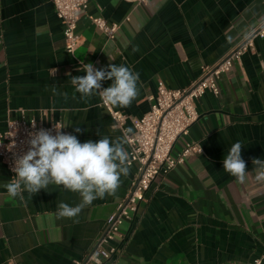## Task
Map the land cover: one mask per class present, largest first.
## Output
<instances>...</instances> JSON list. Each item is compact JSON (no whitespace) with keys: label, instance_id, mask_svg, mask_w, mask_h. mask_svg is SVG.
Instances as JSON below:
<instances>
[{"label":"crops","instance_id":"obj_1","mask_svg":"<svg viewBox=\"0 0 264 264\" xmlns=\"http://www.w3.org/2000/svg\"><path fill=\"white\" fill-rule=\"evenodd\" d=\"M98 16L120 24L114 38L96 27ZM263 21L264 0H89L79 13L80 44L72 57L50 0H0V131L25 110L27 119L59 123L81 143L121 137L99 94L84 98L71 84V76L86 75L77 70L83 64H123L140 73L131 106H113L133 128L132 120L149 111L159 81L171 89L189 86ZM53 85L60 91L53 93ZM218 86L219 95L206 92L197 100L199 120L173 148L177 155L196 142L202 153L154 180L134 222L121 228L123 244L112 243L121 253L106 264H264V182L256 181L252 165L253 158L264 160V38L255 39V52ZM237 141L248 167L243 184L222 164ZM130 169L115 195L94 200L76 218H60L57 205L74 207L80 194L50 184L12 198L4 185L13 176L0 158V264L82 259L127 195L137 165Z\"/></svg>","mask_w":264,"mask_h":264},{"label":"built area","instance_id":"obj_2","mask_svg":"<svg viewBox=\"0 0 264 264\" xmlns=\"http://www.w3.org/2000/svg\"><path fill=\"white\" fill-rule=\"evenodd\" d=\"M124 1L135 5H145L150 2V0ZM50 2L63 24L66 52L75 57L80 44L79 13L88 9L89 0H50ZM92 21L109 38H114L120 28V24L111 23L100 16L92 18ZM256 38H264V21L234 46L227 56L216 64L203 67L200 77L189 86L171 89L163 81L158 82L156 93L148 97L149 111L142 117L132 120L134 134L127 137L130 166L137 165V175L127 195L118 202L114 213L107 219L97 242L82 259L75 260L73 264H106L114 256L119 255L120 247L112 246V243L118 241L123 244L124 236L121 234V228L125 222H134L139 207L145 201L154 180L184 164L187 158L202 153L201 146L196 142H186L177 155L173 154V148L181 137L189 135L192 126L199 120L197 100L206 92L219 95L218 80L222 75L230 73L245 54L255 52ZM101 105L111 116L113 127L124 135L128 117L113 106L105 105L102 99ZM54 125L58 128L63 127L59 123H45L35 117L27 119L25 110H20V117L7 120L6 129L0 131V158L13 177L15 173L12 168L15 158L28 150V134L43 128L52 130V134L55 135ZM60 131L67 134L64 128ZM251 264H263V262L262 259H256Z\"/></svg>","mask_w":264,"mask_h":264},{"label":"clouds","instance_id":"obj_3","mask_svg":"<svg viewBox=\"0 0 264 264\" xmlns=\"http://www.w3.org/2000/svg\"><path fill=\"white\" fill-rule=\"evenodd\" d=\"M77 70L84 71L86 75L71 76V84L84 98L99 94L105 105L129 107L139 95L140 73L123 64H109L106 68L97 69L88 63ZM106 80L112 83L102 88V82ZM52 91L57 93L60 90L53 85ZM63 94L67 96V93ZM54 128L55 135L52 130L43 128L28 134V150L15 158L12 168L15 176L4 187L10 197L23 200L24 191L36 194L46 190L50 184L62 185L66 190L79 193L81 202L74 207L60 202L57 215L76 218L94 200L115 195L121 185V177L129 175L130 156L125 144L127 137L134 134V129L127 128L123 136L115 139L104 136L95 142L81 143L76 135L60 131L64 127L54 125ZM75 132L79 133L80 129L76 128ZM242 148L241 142L233 143L222 162L225 172L241 184L246 181L248 168L241 155ZM252 165L256 181L264 182V160L253 158Z\"/></svg>","mask_w":264,"mask_h":264}]
</instances>
